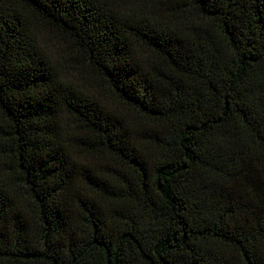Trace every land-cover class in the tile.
<instances>
[{
    "label": "trees",
    "instance_id": "obj_1",
    "mask_svg": "<svg viewBox=\"0 0 264 264\" xmlns=\"http://www.w3.org/2000/svg\"><path fill=\"white\" fill-rule=\"evenodd\" d=\"M0 264H264V0H0Z\"/></svg>",
    "mask_w": 264,
    "mask_h": 264
},
{
    "label": "rangeland",
    "instance_id": "obj_2",
    "mask_svg": "<svg viewBox=\"0 0 264 264\" xmlns=\"http://www.w3.org/2000/svg\"><path fill=\"white\" fill-rule=\"evenodd\" d=\"M240 221H242V220H240Z\"/></svg>",
    "mask_w": 264,
    "mask_h": 264
}]
</instances>
